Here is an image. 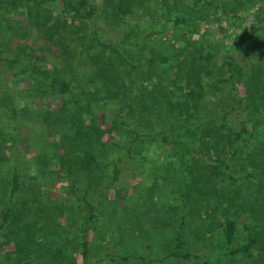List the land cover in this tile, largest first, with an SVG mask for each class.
Segmentation results:
<instances>
[{
  "label": "trees",
  "instance_id": "16d2710c",
  "mask_svg": "<svg viewBox=\"0 0 264 264\" xmlns=\"http://www.w3.org/2000/svg\"><path fill=\"white\" fill-rule=\"evenodd\" d=\"M22 1L0 0V9L9 12L11 8L18 9L24 6L26 15L39 17L43 12L41 6L45 3H56V0H25L23 3ZM152 1L105 0L108 12L106 13L114 22L125 21L129 16L139 19L149 15L144 9L150 7ZM190 1L193 3L188 8L187 0H157L159 3L156 4L159 13L157 19L162 18L166 22L164 25L154 22L153 25L158 26L157 30L162 33H166V29L172 27L175 33L180 32V35L175 44H172V39L163 41L167 45L165 49L167 54L150 60L148 74L143 75L142 83L151 81L153 87L150 94L154 105L148 107L145 103L147 100L140 98L137 99V103L127 107L129 118L127 121L121 120L122 124L113 139L116 144L118 140H123L119 144L121 147L119 152L123 150L124 154V157L121 155L120 158L122 166L114 163L112 173L107 174V172L103 179L108 180V189H116L123 174V166L132 159H137L138 144L144 136L130 123L145 121L153 112L152 119L148 117L150 130L153 129V133L149 136L155 139V151L161 145H163L162 150H165L162 151L165 156L163 163L168 170V176L164 177L166 182L162 188L166 186L169 194H172L174 189L175 194L172 197H179L175 199L177 205L172 207L180 211V221H178L183 227L189 215V201L193 202L194 197L203 198L204 204L206 203L210 208L207 211L212 214L208 213L211 218L217 217L214 215L218 213L222 216L217 221V226L224 232L226 248L208 256L194 255L190 252L180 253V250L186 246L181 234L172 239L174 248L172 244L170 248L174 250L164 257L139 255L135 246L137 244L134 248H130L129 245L117 248V245H114V238L118 236L110 239L106 236L107 231L102 226H98L99 215L96 205L91 200L97 195L95 184L90 183L89 187L80 189L78 182L70 175L68 176L70 186L65 188L64 197L66 203L72 201V206L78 207L76 211L61 207V204L54 202L52 205L43 204L42 206L45 207L37 210L34 207L43 198L42 194L36 196L40 187L35 184L32 188L33 196L29 197L21 173L18 171L11 174L7 171L3 173L2 169L8 159L2 153L5 145L0 141V248L9 245L14 248L12 252L3 254L0 251V264L7 262L77 264V261L80 264H164L170 258L185 260L195 258L203 264H212L213 259L221 263L231 257L242 258L245 261L243 264L249 262L264 264V41L259 39L260 32L264 31V25L260 27L261 29L255 27V35L252 37L243 35L240 40L248 49L263 48L262 51L249 52L250 58L247 57L249 62H256L253 67H240L238 63L233 62L232 56H227L221 59V68L214 70V60L218 58L215 54V43L205 40L194 44L192 38L199 35L200 22L207 19L212 9L218 11L225 8L223 3H220L221 0ZM255 1L248 0V4L244 6ZM57 2L62 3L63 12L73 16L72 25L79 18L96 19L101 12L91 0H57ZM43 10H46V7ZM139 12L143 15L139 16ZM261 18H264V15H261ZM8 20V18L3 19V21ZM42 23L47 22L42 21ZM42 23L32 22V25L40 28ZM64 24H66L65 20ZM140 24L142 23L138 21L133 26L137 30ZM144 24L146 21H143L141 28L146 26ZM141 31L143 34V29ZM127 33L130 34L128 31ZM57 34L60 32L51 29L45 38L53 41ZM135 35L139 38L141 33L136 32ZM64 40L55 41V45L65 49ZM156 43L160 48L165 44L160 40ZM82 44L76 46L78 51ZM138 45L141 46L142 42L140 41ZM143 46L147 47L145 41ZM3 48L4 46L0 45V61L4 60ZM96 52L99 53L98 56L95 55ZM24 55L25 53L14 55L13 59L9 60V64L14 67L22 62L26 64L27 60L28 62L35 60ZM78 59L81 64L80 70L88 72L90 63L100 82L98 88L95 86L97 92L82 95L79 100H94L108 105L122 99L121 101L126 104L129 96L121 93V85L124 83L123 74L129 69L143 68L141 63H133L129 56L122 55L119 49L97 36L83 46L79 51ZM82 59L88 63H84ZM164 64H168V67L164 68ZM33 74L49 80L54 77L51 71L37 66L33 67ZM92 80L87 82L89 87L95 85L96 79ZM59 82L58 79H53L51 85ZM60 86L63 87L64 94L71 91L70 82H61ZM78 88L85 91L80 85ZM240 88H243L244 94H241ZM82 103L75 104L70 111H80L84 108L81 106ZM227 103L231 104L230 107ZM85 109L88 111L85 116H91L89 113L91 104L87 103ZM82 116L83 114L78 118ZM89 122L90 126H87L90 130L87 131L86 138L88 140L91 136L96 137L95 141L91 142L93 145L96 144V153L90 150L83 154L82 161L79 159L78 162L81 164H76L78 168L75 175L80 176L82 171H87L89 180H94L98 178L99 173H104L103 160L110 157L109 153L114 147L113 144L102 143L104 134L96 133V136L93 133L99 130L100 126L94 121L89 120ZM158 152H161L160 148ZM203 158L206 160V168L200 166ZM162 191L166 195L165 188ZM134 192L135 195L140 194V198L144 200L152 199L151 195L146 197L140 188ZM204 204H201L202 208L206 207ZM62 218L66 219V229L58 222ZM240 219L244 222H240ZM129 225L131 224L127 226ZM240 229L253 234L242 245L234 248ZM164 247L160 246V251L166 254ZM2 255L6 256V260L1 258Z\"/></svg>",
  "mask_w": 264,
  "mask_h": 264
},
{
  "label": "rangeland",
  "instance_id": "374dc122",
  "mask_svg": "<svg viewBox=\"0 0 264 264\" xmlns=\"http://www.w3.org/2000/svg\"><path fill=\"white\" fill-rule=\"evenodd\" d=\"M91 2L101 9L99 17L89 20L79 18L74 25H72L73 16L63 12L62 3L60 4L57 0L55 4L45 3L41 6L43 12L39 17L26 15L24 6L18 9L11 8L9 12L0 9V45L4 46L2 54L4 60L0 61V141L5 145L2 153L8 159L2 169L3 173L5 171L9 174L14 171L21 173L22 182L28 189L29 197L33 196L32 188L35 184L40 187L36 196L39 197L42 194L43 198L34 207L37 210L45 207L42 206L43 204L52 205L54 202L61 204V207L76 211L78 207H73L72 201L66 203L64 197L65 188L70 186L68 178L70 175L78 182L80 189L84 190V187H89L90 183L95 184L97 195H94L91 200L96 205L99 215L98 226H102L107 231L108 238L118 236L114 238V245H117V248L122 245L134 248L137 244L135 246L139 255L164 257L173 252L174 249L170 248L171 241L181 234L186 246L180 250V253L190 252L194 255L208 256L223 251L226 248L225 236L223 230L217 226V221L222 216L218 213L214 215L217 217L211 218L209 215L211 213L207 211L210 208L206 203L204 204L203 198L194 197L193 202L189 201V215L183 227L179 222L180 211L172 209L177 205L175 199L179 197H172L175 194L174 189L173 193L169 194L166 186L162 188L166 182L164 177L168 176V170L165 169L163 163V157H165L163 154L165 150H162L163 145H161L162 148L158 147L161 152H158V149L155 151V139L149 136L153 133V129L150 130L148 117L152 119L153 112L145 121L137 124L130 123L135 130L144 134L138 144L139 153L136 160L132 159L123 166V174L116 189H108V180L103 179L105 174L112 173L114 163L122 166L120 158L124 154L123 150L119 152L121 150L119 144L123 140H118L117 144L113 140L122 124L121 120L126 119L127 121L129 118L127 107L137 103V99L147 100L145 103L148 107L154 105L150 94L153 86L151 81L142 83L143 75L148 74L150 60L167 54L165 50L167 45L163 41L172 39V44H175L180 32L175 33L171 27L166 29V33H162L157 30L158 26L153 25L154 22L159 25H164L166 22L162 18L157 19L159 17L158 7H156L157 0H153L150 7L147 6L144 9V12L149 15H144L139 19L129 16L125 21L120 22L109 19L105 0H91ZM187 2L189 8L193 2L190 0ZM220 3H223L225 9L211 10L207 19L200 22V33L193 36L192 43L197 44L205 40L215 43V54L218 58L214 60V70L221 68V59L227 56H232L233 62L238 63L240 67H253L256 62H249V52L262 51L263 48L248 49L240 40L243 35L249 37L255 35V27H263L264 18H261V15H264L262 12L264 0H256L247 6L244 5L248 4V0H221ZM45 7L46 10H43ZM142 12L138 13L139 16L143 15ZM153 14L154 16H151ZM150 17L154 18L150 19ZM7 18L8 21H3ZM42 21L47 23L43 24ZM138 21L142 24L146 21L144 24L146 26L141 28L142 24H140L136 30L133 25H136ZM32 22L33 24L40 22L42 25L37 28L32 25ZM51 29L60 32L53 41L45 38ZM141 29H143V34ZM136 32L141 33L139 38H137L138 34L136 37ZM96 36L104 42L111 43L121 51L122 55L129 56L133 63H141L143 66L136 70L129 69L123 74L124 83L121 82V93L129 96L126 104L121 101L122 99L108 105L94 100H79L82 95L97 92L95 88L100 85L97 80L98 75L91 64L88 65V72L81 71L78 59L79 51ZM260 38L264 41V31L260 32ZM63 40L66 52L65 49L55 45V41L62 42ZM138 40L142 42L141 46L138 45ZM159 40L165 43L163 48L155 44ZM143 41L147 47L143 46ZM79 43L83 44L78 51L76 46ZM72 51L75 53L71 54ZM18 53H25L27 57L35 60L29 62L27 60L26 64L22 62L12 67L9 60ZM95 55L98 56L99 53L96 52ZM81 61L88 63L84 59ZM34 66L51 71L54 76L52 78L60 82L51 85L53 79H44L34 75ZM163 67L167 68L168 64H164ZM128 73L131 74L128 75ZM93 78L96 79L95 85L89 87L87 82ZM155 81L156 79L153 82ZM61 82H70L71 91L64 94L63 87L60 86ZM79 85L84 87L85 91L78 88ZM240 92L244 94L243 88H240ZM81 102H83L81 104L83 109L70 111L72 106ZM87 103L91 104L89 112L91 116H85L88 114L85 109ZM230 105L227 103L228 107ZM82 114L83 116L78 118ZM89 120L100 126L99 130L93 133L96 136V133L104 134L102 143L113 144L114 147L112 152L109 151L110 157L103 160L104 173H99L98 178L94 180H89L87 171H82L80 176L75 175L78 168L76 164L82 161L83 154L90 150L96 153V144L91 143L96 137L91 136L88 140L86 138L87 131L90 130L87 126H90ZM200 166L206 168L204 158L201 159ZM198 168L202 169L199 166ZM138 188L142 190V193L144 192L146 197L151 195L152 199L147 201L140 198V194L135 195L134 190ZM164 188L166 195L162 191ZM201 204L206 207L202 208ZM65 220L62 218L58 221L59 224L62 223L64 229H66ZM240 222L244 220L240 219ZM128 224L131 225L127 226ZM252 234L253 232L240 229L234 248L242 245ZM160 246H165L166 254L161 253ZM171 246L173 247V244ZM13 250L12 245L0 248L2 254ZM1 258L6 260L4 255ZM233 262L235 264L245 263L242 258L235 257L228 258L227 261L221 263L215 259L212 260V264H232ZM7 264L10 263L7 262ZM77 264L80 262L77 261ZM164 264L203 263L195 258L190 260L170 258Z\"/></svg>",
  "mask_w": 264,
  "mask_h": 264
}]
</instances>
